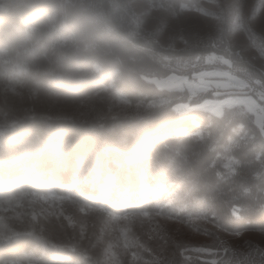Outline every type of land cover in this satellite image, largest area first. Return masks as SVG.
I'll use <instances>...</instances> for the list:
<instances>
[{
    "label": "rangeland",
    "instance_id": "rangeland-1",
    "mask_svg": "<svg viewBox=\"0 0 264 264\" xmlns=\"http://www.w3.org/2000/svg\"><path fill=\"white\" fill-rule=\"evenodd\" d=\"M57 1L58 8L52 7L35 25L31 40L12 52L0 51V127L24 117L129 123L134 136L138 133L134 168L142 167L145 194H154L149 201L153 209L145 202V209L114 213L104 197L102 204L93 206L52 187L45 192H19L0 199V242L29 235L41 242L42 252L2 264H244L245 257L254 261L264 250V223L235 231L223 227L213 204L217 200L212 198L222 193L221 188H214L208 198L209 184L204 186L208 172L222 187L243 176L242 170H251L254 178L264 177V143L255 129L258 125L264 134V0H123L120 8L127 9L137 30L129 34L135 39L139 32L146 34V47L127 43L153 59L137 85L132 82L138 89L157 92L147 102H130L117 91L118 70L86 93L55 91L52 76L60 72V60L76 56L78 37L67 23L69 7L76 3L90 17H103L94 0L92 7L89 0ZM40 33L49 40H38ZM195 48L205 53L176 55ZM168 80L176 87L168 88ZM203 83L215 86L212 96L195 94ZM184 86L193 94L188 95ZM232 86L250 95L218 96L221 89ZM182 97L175 109L208 105L203 110L222 117V131L157 143L153 137L157 134L141 132L152 129L148 122L155 112ZM247 111L252 116L246 123ZM234 118L241 122L237 127L241 133L223 140L222 134L228 135L225 120ZM176 146L183 159L170 166ZM206 154L211 158L206 159ZM248 154H253L252 160L246 158ZM180 164H187L194 174L191 184L181 180L176 185L171 180L170 175L179 178ZM141 183L137 182L139 188ZM174 187L179 193L159 205L163 194H174ZM229 207L236 219L241 206Z\"/></svg>",
    "mask_w": 264,
    "mask_h": 264
},
{
    "label": "trees",
    "instance_id": "trees-1",
    "mask_svg": "<svg viewBox=\"0 0 264 264\" xmlns=\"http://www.w3.org/2000/svg\"><path fill=\"white\" fill-rule=\"evenodd\" d=\"M94 1L97 10L103 14L101 20L97 18L99 21L80 10L76 3L68 9L67 23L77 34L78 44L73 51L76 56L61 59L60 72L52 76L55 91H68L65 92L67 94L86 93L94 90L96 82L101 85L100 81L102 82L110 72L116 73L118 70L117 91L124 98L130 102L151 100L158 95L157 92L138 89L132 83L137 85L138 78L147 73L153 59L136 51L127 43L132 39L134 44L146 47L144 40L135 39L126 28L119 26L123 20L120 8L123 6V0ZM58 5L57 0H0V51L12 52L31 40L37 28L35 25L52 7L58 8ZM40 39L46 41L49 36L43 38L40 33L38 40ZM195 53L205 52L195 48L190 51H177L176 55L190 56ZM94 67L96 72L91 73ZM190 75L191 73L187 77L190 78ZM210 86L212 87L201 84L195 94L202 96L199 93H206L203 98L212 96V89L216 88L212 84ZM238 90L235 86L227 87L221 89L222 92H219L218 96L250 95ZM184 91L188 95L193 94L185 86ZM181 101H184L183 97L169 103L164 111L155 112L148 122L149 126H153L152 129L148 127L141 132L157 134L153 136L157 143L163 139L183 141L185 137L196 132L207 134L222 131V117L203 110L208 105L180 111L175 109L174 105ZM229 109L233 110L235 107ZM250 116L252 114L248 112L246 123ZM116 122L117 120H110L105 124H92L69 118L24 117L11 126L0 127V199H7L23 191L45 192L52 187L70 193L72 198L93 206L102 204L104 197L114 213L145 209V202L152 210L153 206L149 201L154 194H145L147 181L144 179L142 167L134 168L136 161L132 158L136 152L138 133L134 136V128L129 123L115 124ZM239 123L241 122L236 118L225 120L223 128L228 135L222 134L223 140L241 133L237 130ZM160 126L162 128L159 130ZM255 129L256 136L260 137L257 138L264 143V134L258 125ZM246 148H250V144L246 145ZM175 150V157L170 166L183 159L180 148L176 146ZM205 158L210 159L211 155L206 154ZM246 158L252 160L253 154ZM251 164H254V161ZM251 164L248 165L249 169ZM188 168L187 164H180L177 169L179 178L170 175L171 180L176 185H181V180L185 184H191L194 174L187 170ZM173 170L166 172L171 173ZM242 171L244 175L230 179L226 187L212 179L214 177L209 172L206 174V179L209 180L204 187L209 184V188L205 195L209 198L215 191L214 188H221L222 193H218L217 198H212L223 200L225 204H219L217 201L213 204L223 227L232 231L246 227L255 228L264 223V177L258 175L254 178L251 170ZM139 181L142 182L140 188L137 184ZM172 190L173 195L167 192L161 196L159 205L179 193L176 187ZM234 203L241 206L236 219L229 207ZM202 212L203 210L199 213ZM41 252L42 244L39 240L29 235H18L0 242V264L22 257L35 258ZM55 252L59 256V251Z\"/></svg>",
    "mask_w": 264,
    "mask_h": 264
},
{
    "label": "built area",
    "instance_id": "built-area-1",
    "mask_svg": "<svg viewBox=\"0 0 264 264\" xmlns=\"http://www.w3.org/2000/svg\"><path fill=\"white\" fill-rule=\"evenodd\" d=\"M89 3L91 5V7H92L93 0H89ZM122 17H123V20L121 21V23H119V26L120 27L126 28V30L128 32H135V31H137L135 29L134 22L131 21V18L129 16L128 12H127V9H122ZM139 38H141L142 40H145L146 41V34L144 32H139ZM128 43L129 44H132L133 43V40L132 39H129L128 40ZM150 50L154 51L152 48H150ZM245 258L246 259L244 261V264H264V250H261V252L260 251L257 252V256L254 259V261H252V262L249 259H247V257H245ZM248 262H250V263H248ZM231 264H239V262H232Z\"/></svg>",
    "mask_w": 264,
    "mask_h": 264
},
{
    "label": "water",
    "instance_id": "water-1",
    "mask_svg": "<svg viewBox=\"0 0 264 264\" xmlns=\"http://www.w3.org/2000/svg\"><path fill=\"white\" fill-rule=\"evenodd\" d=\"M167 87L168 88H174V87H176V84L174 82H172L171 80H168L167 81Z\"/></svg>",
    "mask_w": 264,
    "mask_h": 264
}]
</instances>
